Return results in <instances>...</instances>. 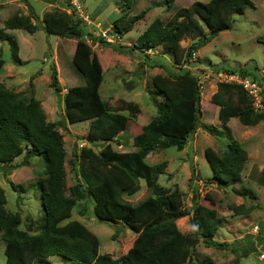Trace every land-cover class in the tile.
<instances>
[{"label": "trees", "instance_id": "16d2710c", "mask_svg": "<svg viewBox=\"0 0 264 264\" xmlns=\"http://www.w3.org/2000/svg\"><path fill=\"white\" fill-rule=\"evenodd\" d=\"M133 3L134 0H120L123 12L111 24L119 36L129 31L148 10L142 8L129 15L127 12ZM252 3V0H194L190 5L176 6L167 20L154 17L129 47L144 53L161 47L172 54L179 65L185 64L199 44L229 28L233 15L243 12L244 7ZM160 4L170 8L174 6V0H161L153 5ZM36 19L31 7L29 15L15 12L3 20L0 39L9 42L15 61H20L18 43L6 29L22 28L33 32L38 27ZM41 19L45 31L76 39L72 63L84 82L65 89L64 115L69 122L88 120L87 141L72 149L74 159L70 164H77L78 179L66 186V148L57 128L58 122L46 118L40 99L33 94L25 96L0 81V162L12 167V161L22 152L26 157L39 154L44 159L45 172L36 180L43 207V213L37 217L25 216L23 219L18 211L8 210L0 186V236L5 242V263L40 264L49 255L58 254L65 259V264H222L209 256L201 260L195 256V244L199 240L207 246L236 250V244L232 245L234 242L213 238L222 221L217 209L200 202L196 191L191 206H183L179 188L157 181L167 161L154 164L145 161V155L155 148L170 145L182 148L189 134L196 129L201 110L197 76L189 69L154 74L150 95L156 114L142 125V140L135 150H116L110 141L127 128L129 121L135 120L140 111L139 104L121 98L118 104L111 105L101 97L99 85L103 75L92 62L93 49L83 37L86 33L84 19L75 14L73 3L67 2L63 9L46 10ZM184 36L191 39L182 46L180 40ZM99 42L105 40L101 37ZM3 63L4 59L0 57V69ZM51 68V85L59 91L55 66ZM230 72L234 70L230 69ZM243 73L244 69H240V74ZM232 85V82L220 81L211 95L212 102L218 106V118L259 112L247 91L239 86L233 92ZM260 112L264 113V108ZM203 127L212 133L217 130L213 124H203ZM98 141L105 143L96 150L93 144ZM204 154L212 169L207 182L224 187L241 181L247 150L235 137L228 135L222 152L207 146ZM262 172L264 175V168ZM140 177L145 179L151 194L136 202L123 199V194L131 195L139 189ZM10 183L25 190L20 184ZM232 189L238 195L256 197L250 187L232 186ZM88 197L93 201L92 210L98 219L121 221L138 233L134 241L137 256L122 253L111 257L99 253L97 235L80 219L70 218L75 204ZM231 208L235 213H247L254 206L239 203L232 204ZM184 215H188L192 234L182 232L176 224V219ZM22 220L24 227H20ZM251 238L248 236L247 240L251 241ZM261 238L262 235L255 240ZM227 264H241L239 255L235 254Z\"/></svg>", "mask_w": 264, "mask_h": 264}, {"label": "rangeland", "instance_id": "374dc122", "mask_svg": "<svg viewBox=\"0 0 264 264\" xmlns=\"http://www.w3.org/2000/svg\"><path fill=\"white\" fill-rule=\"evenodd\" d=\"M76 1L87 16L84 20L86 33L83 37L93 49L92 62L103 75L99 85L101 97L111 105L118 104L122 98L137 102L140 106L135 120L129 121L127 128L110 141L112 147L120 151H131L141 143L142 125L156 114V106L150 95L152 76L156 73H179L189 69L200 82L201 110L197 127L189 134L182 148L178 149L174 145L155 148L145 155V161L149 164L167 161L157 181L171 188H179L183 206H191L192 195L196 191L197 199L215 207L221 216V225L213 238L234 242L232 245L236 244V250L233 252L230 247L207 246L199 240L195 244V256L199 260L209 256L217 263L227 264L237 254L241 264H264V255L261 256L264 253V113L260 112L264 108V97L259 105L255 104L259 112L224 119L218 118V106L211 100L218 82L227 81L225 75L230 69L239 74L240 69H244V76L257 79L264 86V0H252V5H246L243 12L234 14L229 28L220 30L210 40L199 44L191 52L189 61L182 65L161 47L144 53L129 46H132L137 35L154 17L165 21L176 6L190 5L194 0H174V6L170 8L162 4L153 5L161 0H134L127 13L131 15L142 8H148L143 18L137 20L120 39L103 43L99 42V29L109 28L112 20L123 12L120 0ZM67 2L73 3V0H0V26H3L6 17L15 12L29 15L31 7L37 15L35 21L38 24L33 32L22 28L6 29L17 40L20 61L12 58L9 42L0 39V57L4 59L0 81L25 96L33 94L41 100L46 118L58 122L57 128L62 133L66 148L65 184L69 186L78 179L77 164H70V160L74 159L72 149L87 141L88 120L67 121L63 96L68 86L81 84L84 79L72 63L76 39L45 31L41 19L44 11L54 7L63 9ZM75 14L80 16L77 9ZM31 20L34 21L32 17ZM190 39L189 36H184L180 44L185 46ZM52 65L56 69L59 91L51 85ZM227 82L233 83V92L241 86L236 81ZM203 124H213L217 128L216 132L207 130ZM228 135L235 137L247 150V159L241 171L240 182L218 187L206 181L210 178L212 169L205 157L204 148L210 146L217 152H222ZM104 143L98 141L93 146L97 150ZM12 163V167H9L0 162V186L4 190L5 207L10 211H18L23 219L25 216H40L43 207L36 180L45 174L43 157L39 154L26 157L25 152H22ZM10 182L24 186L25 190L13 187ZM139 184L135 193L123 194L122 198L136 202L151 194L144 178H139ZM232 186L250 187L256 197L238 195ZM239 203L253 205L254 208L247 213H235L231 205ZM92 208L93 201L90 197L79 200L73 207L70 218L80 219L97 235L100 241L99 253L111 257L122 253L137 256L134 241L138 233L121 221L98 219ZM176 224L182 232L192 234L188 215L177 218ZM20 227H24L23 220ZM261 235L260 241L255 240ZM248 236H252L251 241L247 240ZM4 244L0 236V264H6ZM65 263L60 255L51 254L40 264Z\"/></svg>", "mask_w": 264, "mask_h": 264}, {"label": "built area", "instance_id": "2783aa9c", "mask_svg": "<svg viewBox=\"0 0 264 264\" xmlns=\"http://www.w3.org/2000/svg\"><path fill=\"white\" fill-rule=\"evenodd\" d=\"M73 5L78 10L81 17H83L84 20L87 19V16L82 11L80 3L77 2L76 0H73ZM100 33H101L102 37L105 38L107 41H114L115 39L118 38V35L111 32V30L107 27L101 29ZM148 50H150V49H148ZM225 77H226L227 81L238 82L243 87V89H245L247 91L249 96L253 99L254 105L255 104L259 105V103L261 102V100L263 98L262 92H264V86L261 82H259L257 79H254L252 77L244 76V75H241V74L235 73V72H226ZM263 255H264V253H261V256H263Z\"/></svg>", "mask_w": 264, "mask_h": 264}, {"label": "clouds", "instance_id": "9594fccd", "mask_svg": "<svg viewBox=\"0 0 264 264\" xmlns=\"http://www.w3.org/2000/svg\"><path fill=\"white\" fill-rule=\"evenodd\" d=\"M75 10H76V8H75ZM80 16H81V15H80ZM82 18H83V17H82ZM98 24H100V23H98ZM103 28H106V27H102V28H100L99 30L101 31V29H103ZM109 29L111 30V32L117 34L119 39L121 38V36H119L118 33L114 32V31L112 30V27H111V26L109 27ZM99 34H100V33H99ZM100 35H101V34H100ZM101 37H102V35H101ZM102 38H103V37H102ZM103 39H104L105 41H107L105 38H103ZM108 42H111V41H108Z\"/></svg>", "mask_w": 264, "mask_h": 264}, {"label": "crops", "instance_id": "0c3cea01", "mask_svg": "<svg viewBox=\"0 0 264 264\" xmlns=\"http://www.w3.org/2000/svg\"><path fill=\"white\" fill-rule=\"evenodd\" d=\"M75 47V46H74ZM73 54V53H72ZM41 101V100H40Z\"/></svg>", "mask_w": 264, "mask_h": 264}]
</instances>
